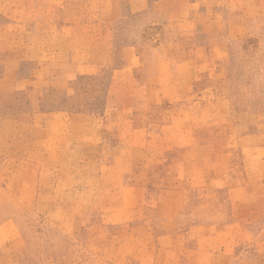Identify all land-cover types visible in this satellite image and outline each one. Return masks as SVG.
Returning a JSON list of instances; mask_svg holds the SVG:
<instances>
[{"label":"rangeland","instance_id":"374dc122","mask_svg":"<svg viewBox=\"0 0 264 264\" xmlns=\"http://www.w3.org/2000/svg\"><path fill=\"white\" fill-rule=\"evenodd\" d=\"M6 222L11 264H264V0H0Z\"/></svg>","mask_w":264,"mask_h":264},{"label":"crops","instance_id":"0c3cea01","mask_svg":"<svg viewBox=\"0 0 264 264\" xmlns=\"http://www.w3.org/2000/svg\"><path fill=\"white\" fill-rule=\"evenodd\" d=\"M195 167H192L193 170L195 171V175L192 177V178H196L198 173L196 170H195ZM202 170V168L200 169ZM218 178V177H217ZM248 189L247 186H241V187H236V188H233L232 189V192H244ZM9 231V233H13V228L11 226V224L9 222H6V223H2L0 224V264H11V254H9V251L6 250V242L9 240V235L7 236V234H3V231Z\"/></svg>","mask_w":264,"mask_h":264}]
</instances>
